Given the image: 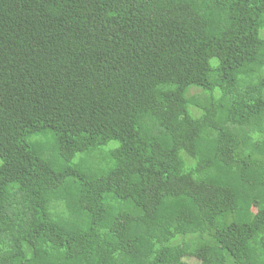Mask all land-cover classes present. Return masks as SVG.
<instances>
[{
	"label": "trees",
	"instance_id": "16d2710c",
	"mask_svg": "<svg viewBox=\"0 0 264 264\" xmlns=\"http://www.w3.org/2000/svg\"><path fill=\"white\" fill-rule=\"evenodd\" d=\"M264 264V0H0V264Z\"/></svg>",
	"mask_w": 264,
	"mask_h": 264
},
{
	"label": "rangeland",
	"instance_id": "374dc122",
	"mask_svg": "<svg viewBox=\"0 0 264 264\" xmlns=\"http://www.w3.org/2000/svg\"><path fill=\"white\" fill-rule=\"evenodd\" d=\"M184 261L187 262L188 264H198V262L193 258H187L184 259Z\"/></svg>",
	"mask_w": 264,
	"mask_h": 264
}]
</instances>
